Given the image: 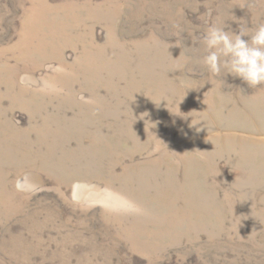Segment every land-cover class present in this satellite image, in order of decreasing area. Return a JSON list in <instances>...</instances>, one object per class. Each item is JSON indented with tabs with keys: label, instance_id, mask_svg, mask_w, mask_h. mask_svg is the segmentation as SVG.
I'll return each mask as SVG.
<instances>
[{
	"label": "rangeland",
	"instance_id": "rangeland-1",
	"mask_svg": "<svg viewBox=\"0 0 264 264\" xmlns=\"http://www.w3.org/2000/svg\"><path fill=\"white\" fill-rule=\"evenodd\" d=\"M213 23L264 0H0V264H264V83Z\"/></svg>",
	"mask_w": 264,
	"mask_h": 264
},
{
	"label": "clouds",
	"instance_id": "clouds-1",
	"mask_svg": "<svg viewBox=\"0 0 264 264\" xmlns=\"http://www.w3.org/2000/svg\"><path fill=\"white\" fill-rule=\"evenodd\" d=\"M206 55L203 63L213 74L222 70L249 87L264 83V24L254 30L227 31L209 24L201 37Z\"/></svg>",
	"mask_w": 264,
	"mask_h": 264
}]
</instances>
